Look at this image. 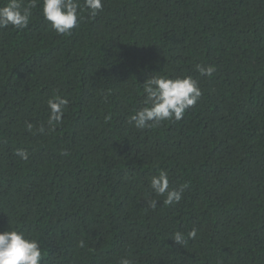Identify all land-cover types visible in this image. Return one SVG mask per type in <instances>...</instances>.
<instances>
[{"label":"trees","instance_id":"16d2710c","mask_svg":"<svg viewBox=\"0 0 264 264\" xmlns=\"http://www.w3.org/2000/svg\"><path fill=\"white\" fill-rule=\"evenodd\" d=\"M102 4L69 35L42 0L27 28L0 29V232L37 239L42 264H264V0ZM163 73L202 95L181 120L137 129L143 84ZM54 93L69 104L50 130ZM159 170L186 185L179 202L151 189Z\"/></svg>","mask_w":264,"mask_h":264},{"label":"clouds","instance_id":"9594fccd","mask_svg":"<svg viewBox=\"0 0 264 264\" xmlns=\"http://www.w3.org/2000/svg\"><path fill=\"white\" fill-rule=\"evenodd\" d=\"M36 7V0H6L0 5V29L12 26L16 29H25L30 23L31 9ZM103 8L102 0H42V14L52 29L60 35H69L79 26L81 12L87 10L90 17H95ZM198 72L203 76L211 77L216 71L214 65H197ZM143 106L138 108L130 117L137 129H146L164 121H179L186 111L195 106L202 95L199 82L189 75L169 76L167 73L153 74L143 84ZM69 104L66 97L54 93L47 100L50 110L48 125L54 130L62 123V118ZM32 123H27V130L31 131ZM39 131H45L41 125ZM67 153H65L66 155ZM16 155L21 159H28V152L16 149ZM150 187L158 196H164V205L179 202L186 185L179 189H171L169 177L165 170L150 179ZM153 209L157 207V200L148 201ZM188 238H195L196 230L192 229ZM176 244L185 242L184 234L176 232L172 237ZM83 246V241H81ZM42 248L40 242L26 234L18 227L9 228L0 232V264H42ZM120 264H135L134 260L122 258Z\"/></svg>","mask_w":264,"mask_h":264}]
</instances>
